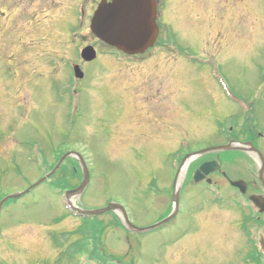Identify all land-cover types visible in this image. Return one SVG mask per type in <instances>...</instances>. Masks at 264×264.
<instances>
[{"label":"rangeland","instance_id":"374dc122","mask_svg":"<svg viewBox=\"0 0 264 264\" xmlns=\"http://www.w3.org/2000/svg\"><path fill=\"white\" fill-rule=\"evenodd\" d=\"M93 8V0H0V201L41 180L61 151L78 150L91 179L72 201L121 203L136 227H148L171 213L181 157L209 145V125L230 99L252 106L260 92L264 106V0H165L163 37L175 50L161 44L141 59L110 48L83 63L74 90L71 62L80 42L94 41ZM63 176L4 203L0 264H100L84 240L72 260H56L54 236L83 223L61 194ZM206 188L188 175L177 215L149 230L98 215L99 253L111 264H235L241 245L227 241L241 229L229 215L240 211L222 193L205 198Z\"/></svg>","mask_w":264,"mask_h":264},{"label":"flooded vegetation","instance_id":"af4514ba","mask_svg":"<svg viewBox=\"0 0 264 264\" xmlns=\"http://www.w3.org/2000/svg\"><path fill=\"white\" fill-rule=\"evenodd\" d=\"M101 1L93 0L94 11ZM156 4L161 36L165 0H156ZM93 38L94 41H86L85 45L92 44L99 49L102 42L95 36ZM226 106L221 109V117L214 122L212 120V125H209L208 147L219 144H232L233 147L208 151L193 162L188 175L194 181L198 166L211 162L209 172L201 180L207 187L205 198L209 196L212 199L222 193V201L235 205L240 211L238 218H234L233 210L229 215V219L240 222L241 229L236 240L231 234L227 241L230 249L241 245L235 264H264V106L260 92L252 106L242 102H229ZM239 144L243 148L237 147ZM195 163L199 164L194 167Z\"/></svg>","mask_w":264,"mask_h":264},{"label":"water","instance_id":"95a60500","mask_svg":"<svg viewBox=\"0 0 264 264\" xmlns=\"http://www.w3.org/2000/svg\"><path fill=\"white\" fill-rule=\"evenodd\" d=\"M157 10L155 0H113L108 2L103 0L97 10L95 11L91 20V29L95 35L107 42L111 46L127 53L137 54L144 53L148 48L152 47L157 39L159 27L157 24ZM97 52L93 46L86 47L82 50V57L85 60H93L96 58ZM76 77H83L84 72L79 65L74 66ZM215 149H228L231 148L227 145H219L214 147ZM208 149L195 152L196 154H202L207 152ZM68 156H74L79 159L83 179L81 184L72 190L66 192L67 204L71 210L76 211L81 215H96L106 211L112 210L116 213H120V217L128 228L135 231L149 230L172 219L179 211L180 208V195L182 181L178 182V179L174 182L173 202L174 210L167 218L148 227L138 228L129 218L128 212L125 207L118 202H109L106 207L98 209H84L76 206L72 202L74 196H80L90 181L89 166L84 159L83 155L77 151H70L65 153L57 162L53 170L47 173L41 180L31 186L28 190L8 195L0 201V212L4 203L13 197H19L24 193L30 191L33 187L45 181L51 177L60 168L63 161ZM186 161V159H185ZM184 162V161H183ZM210 169V163H203L196 171L195 180L198 181L203 178L204 172H208Z\"/></svg>","mask_w":264,"mask_h":264},{"label":"trees","instance_id":"16d2710c","mask_svg":"<svg viewBox=\"0 0 264 264\" xmlns=\"http://www.w3.org/2000/svg\"><path fill=\"white\" fill-rule=\"evenodd\" d=\"M68 161L71 163L72 159H69ZM52 167V165L49 166V169ZM61 173L64 174V176L61 178L63 185L61 192L66 188L76 186L77 184L74 182L78 181L82 177L81 168L76 160L75 165L71 169H68L67 164H64L59 171V174ZM119 224L121 225V222H119ZM97 226L98 224L92 222V220L86 219L85 222L80 226V229L67 230L65 232H61L59 235H55L52 241L54 245L59 248V253L56 257V260L59 261L62 258L65 259V257L68 260H72L76 254L80 253L78 250L82 249L80 246L84 240L86 242L85 246L87 247V253L98 258L101 264H111L106 258H104V253L102 252L100 254L98 251L100 244L102 243L101 247L104 244V238L102 239L103 230L96 232Z\"/></svg>","mask_w":264,"mask_h":264},{"label":"bare ground","instance_id":"6f19581e","mask_svg":"<svg viewBox=\"0 0 264 264\" xmlns=\"http://www.w3.org/2000/svg\"><path fill=\"white\" fill-rule=\"evenodd\" d=\"M184 173H185V170H184V172L182 171V176L184 175ZM180 182V181H179Z\"/></svg>","mask_w":264,"mask_h":264}]
</instances>
